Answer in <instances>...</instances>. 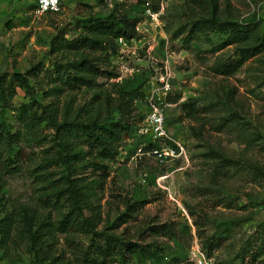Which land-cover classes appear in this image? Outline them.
Wrapping results in <instances>:
<instances>
[{
  "label": "rangeland",
  "instance_id": "obj_1",
  "mask_svg": "<svg viewBox=\"0 0 264 264\" xmlns=\"http://www.w3.org/2000/svg\"><path fill=\"white\" fill-rule=\"evenodd\" d=\"M34 1L0 0V264H195L201 254L264 264V49L215 70L256 40L264 0H150L154 18L136 0H61L37 17ZM113 8L138 17L136 36L114 51L76 47L87 17ZM214 19L252 31L226 43ZM83 57L99 69L90 86L74 80L89 75ZM161 73L167 130L185 156L160 162L139 129ZM93 119L129 127L103 169L87 141L55 126ZM108 234L145 249L104 257Z\"/></svg>",
  "mask_w": 264,
  "mask_h": 264
},
{
  "label": "trees",
  "instance_id": "obj_2",
  "mask_svg": "<svg viewBox=\"0 0 264 264\" xmlns=\"http://www.w3.org/2000/svg\"><path fill=\"white\" fill-rule=\"evenodd\" d=\"M137 2H143L144 0H136ZM118 4V3H117ZM34 5V4H33ZM87 21V30L86 34L78 41L76 47L78 46H88L91 48L106 49L110 48L112 51L115 50L116 43L114 40L118 36H122L125 40H129L136 36L137 31L135 25L138 22V17L129 16L126 13L118 12L116 9H112L108 15L105 17H96L89 16L86 19ZM213 24L227 33L226 43L228 42H241L249 34L250 28L242 26L240 22L231 19L216 20L214 19ZM238 57L231 61H222L215 65V70L219 72H231L236 70L248 57L255 55L256 53L264 49V18L262 20V29L257 35L256 40L247 45L238 46L237 48ZM82 66L86 72L89 73L86 75H75L74 80L77 84H85L90 86L95 79V75L99 72L98 67L88 58H82ZM110 75L115 73L109 72ZM13 78L18 80L19 84L26 85L25 77L19 72L13 73ZM149 93V90L146 92L144 97V110L141 114L143 118L145 113L148 110V105L146 101V96ZM170 99V96L166 97ZM175 99V98H174ZM48 116V115H47ZM71 122L57 123L55 126L58 132H62L67 128L74 131L82 140L87 141L95 149V157L98 158L100 167L103 169L105 167L104 161L113 160L119 152V146L122 140H124L129 134V127L120 120H112L108 122H102L99 119L90 120L87 123H80V125L74 126ZM167 126V124H166ZM76 135V136H77ZM170 144L174 145L173 142L168 141ZM157 145L156 141L148 138L147 143L143 146L144 150H148L151 147ZM75 153L70 156L73 157ZM69 156H61L63 162H70L68 159ZM165 227L168 232H171V228L166 224L156 225L153 228ZM0 231L2 232V238L7 236V223L3 222L0 225ZM263 237L261 238L260 245L257 247L258 253H264V227L262 228ZM210 249L213 246L210 244ZM145 249L144 245L126 240L123 241L116 235L108 234L105 236V246L101 248L102 255H118L123 257L124 252H129L133 255H138L142 253ZM148 250V249H147ZM153 255H156L152 251Z\"/></svg>",
  "mask_w": 264,
  "mask_h": 264
},
{
  "label": "built area",
  "instance_id": "obj_3",
  "mask_svg": "<svg viewBox=\"0 0 264 264\" xmlns=\"http://www.w3.org/2000/svg\"><path fill=\"white\" fill-rule=\"evenodd\" d=\"M60 2L61 0H35L32 12L37 17L48 12H55L59 9ZM142 6L146 15L155 17L157 12L154 11L150 0H144ZM137 25L138 23L135 25V29L138 28ZM117 39L119 42H126L122 36H118ZM170 89L171 83L167 73H161L152 82L149 93L146 96L148 110L143 117L142 125L139 129L142 134L156 141L157 145L151 147L148 151L160 162L178 156H185L184 146L173 137L172 133L168 132L166 126L164 109L165 105H167L166 97ZM168 141L173 142L174 145ZM194 259L195 264H213L212 260L203 254Z\"/></svg>",
  "mask_w": 264,
  "mask_h": 264
}]
</instances>
